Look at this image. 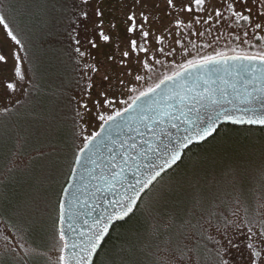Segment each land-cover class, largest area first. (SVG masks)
<instances>
[{
    "label": "rangeland",
    "instance_id": "rangeland-1",
    "mask_svg": "<svg viewBox=\"0 0 264 264\" xmlns=\"http://www.w3.org/2000/svg\"><path fill=\"white\" fill-rule=\"evenodd\" d=\"M258 2L247 0L246 6L237 5L252 9L249 23L234 22L230 12L218 20L214 9L225 11L224 0H205L198 18L196 12L180 11V5L192 0H174L175 9L168 7L167 0H45L43 7L39 0H0V13L24 44L23 48L17 46L0 24V56L5 57L0 61V162L7 159L11 142L20 151L37 147L36 156L30 159L14 152L3 176L9 177L15 189L23 187L27 176L34 180L30 184L36 189L34 195L37 193V206H31L37 213L34 225L47 217L53 228L58 195L73 166L74 151L82 145L83 136L100 128V109L93 102L102 92H109V98L116 101L114 107L121 110L126 105L120 101L153 87L158 77L179 70L186 58L199 60L216 53L260 54L264 51V16H256ZM133 13L135 23H144V30L149 32L146 40L141 39L139 28L135 33L128 31V17ZM142 15L148 17L146 23ZM177 19L183 23L177 25ZM257 20L260 29L254 27ZM101 30L112 36L110 42L98 40ZM157 37H163L162 43ZM132 39L149 52L145 56L139 51L138 57L121 63V53L129 50ZM141 60H147L148 65L142 66ZM136 75L144 79L136 81ZM10 83L14 89L7 87ZM133 88L137 91L131 92ZM242 132L222 139L188 171L163 174L144 199L145 216L148 212L151 217L165 216L164 226L151 227V222V229L146 226L147 231L141 227L129 233L128 239L134 244L129 247V257L123 246L118 253L114 251L108 263L205 264L195 253L197 246H203L198 243L203 239L192 225L184 232V225L193 220V208L201 214L200 229L215 253L210 264H264V135L250 131L247 139L251 141H246ZM24 136L29 137L25 143L20 140ZM14 206L17 220L23 221L19 198ZM215 210L222 211L218 218L211 215ZM181 235L187 250L171 245L156 250L157 244L177 242ZM54 240L45 251L36 250L46 255L45 264H60L63 244L60 238ZM34 251L20 231L0 217V255L7 252L18 257Z\"/></svg>",
    "mask_w": 264,
    "mask_h": 264
},
{
    "label": "snow or ice",
    "instance_id": "snow-or-ice-1",
    "mask_svg": "<svg viewBox=\"0 0 264 264\" xmlns=\"http://www.w3.org/2000/svg\"><path fill=\"white\" fill-rule=\"evenodd\" d=\"M204 3L205 0H192V3L180 5L179 8L180 11L188 13L196 12L198 18ZM167 4L169 8L177 7L174 0H167ZM237 5L246 6L247 0H224L225 11H221L220 8L214 9L215 17L218 20L223 19L226 12H230L234 22L242 20L252 23V9L249 7L237 8ZM245 11L247 14H244ZM84 15L87 17L88 14L84 13ZM97 15H101V13H97ZM256 16H264V0H259ZM128 19L131 22L128 31L135 33L139 28L141 39L146 40L149 32L144 30V23L139 25L135 23V13ZM141 19L146 23L148 17L142 15ZM208 19L211 20L212 16H209ZM181 23L183 22L177 19L176 24ZM0 24H3L8 30L7 34L15 44L23 48L22 40L8 25L6 17L2 13H0ZM254 27L260 29L262 25L257 20ZM244 36L247 37L248 33L244 32ZM98 40L108 43L112 40V36L101 30ZM157 40L162 43L163 37H157ZM76 42L79 44V40ZM93 46H96L95 42H93ZM128 49L121 53V63L131 56L138 57L139 51H142L145 56L149 52V49L141 47L136 39L128 42ZM163 51V48L159 49V52L163 53ZM76 52L80 53V49L77 48ZM16 59H20L19 53L16 54ZM2 60H5L4 56H0V61ZM229 60L260 62V66L254 67L251 63L242 64L234 74L227 73L228 79L218 76L216 80L200 78L188 82L185 78L189 69L196 68L199 71L200 68L208 67L216 62L227 64ZM140 63L145 67L148 65L147 60H141ZM155 63L161 62L156 61ZM161 66L163 65L161 64ZM178 69L172 71L171 75H164L162 79L158 77L159 82L155 83L154 87L140 91L139 95L130 100L120 101L126 105L122 110L114 107L116 101L109 98L110 93L106 90L100 94L99 99L93 102L94 107L100 109L97 112L100 131L82 137L83 143L75 149L72 164L85 168L88 167V164L95 166L90 170L95 193H114L117 185L120 186L125 193L123 196L125 202L122 203L121 200L109 201L113 207V213L117 209L122 216H127L132 212L139 193L156 181L166 168L175 164L181 158L180 149L186 148L187 144L192 142L191 135L177 136L175 140L171 139L172 134L169 129L179 132L181 125H185L184 131L188 132L189 129L186 125L192 124V120L189 118L192 112L198 113L201 107H206L209 104L220 105L221 101L229 95L247 103L264 97V51L258 55L245 54L228 57L223 53H216L203 56L199 60L186 58V62L179 65ZM143 79L144 77L140 75L135 76L136 81ZM168 81L172 82L171 87L166 83ZM120 83L122 84L123 81ZM7 87L14 89L15 85L10 83ZM136 91L135 88L131 89V92ZM228 103H232V101L229 100ZM85 107L87 106L85 105ZM105 111H108L107 115L104 114ZM219 115L217 119H219ZM222 115L226 120L232 119L227 111ZM237 122L242 123L243 120ZM247 123L264 125V116L249 119ZM213 130L214 128L210 127L200 131L193 129V132L200 139H204V136ZM81 154H83V160ZM85 160L88 162L87 164L84 163ZM157 169L159 170L157 171ZM75 171V168H71L72 173ZM129 174L135 183L129 181ZM59 207L63 213V203ZM114 218L119 217L109 214L107 217L95 221V231L89 235L87 245L81 248V252L86 255L78 256L81 264H87L88 259L104 238L108 230V223ZM61 219H63V215H61ZM59 238L63 242L61 249L63 252L68 249L63 231L59 233ZM59 260L60 264H68L64 255H61Z\"/></svg>",
    "mask_w": 264,
    "mask_h": 264
},
{
    "label": "trees",
    "instance_id": "trees-1",
    "mask_svg": "<svg viewBox=\"0 0 264 264\" xmlns=\"http://www.w3.org/2000/svg\"><path fill=\"white\" fill-rule=\"evenodd\" d=\"M39 2H40V7H43V5L45 4L44 3L45 0H39ZM58 80H60V75L58 76ZM250 131L259 135H264V126L222 124L213 136H211L202 143H196L190 146L185 151L182 160L172 169L167 171V174L178 175L188 171V169L193 168L196 165L198 159L200 161L201 157H203V155L214 149L222 139H227L229 136H232L236 132H242L243 137L247 139L250 136V134H248V132ZM28 138L29 137L25 138L24 136L20 140L21 141L23 140L25 143V141H27ZM246 141H251V140L247 139ZM246 141H244V143ZM7 143L9 144V142ZM242 145L244 146L245 144L242 143ZM8 151L9 152L7 159L3 162H0V168L4 167V169L0 172V189L3 190V192L1 191L0 193V201H1L0 217L5 221V223L10 228L15 229L16 231H20L24 239L33 246L35 251L31 254H27L24 256L19 255L18 257L11 253L5 252L0 255V264H28V263L37 264V257L40 258L39 260H41L39 264H45L46 255H44V252L42 254H37L36 250L40 249L45 251L46 249L50 248L51 245H53L55 238H59V232L57 227L58 212H57L56 222L54 221V225L52 229L48 225L47 217L44 219L42 223H37V225H34V222L37 220V213L33 212L31 206H33L35 201L37 202V193L34 195L36 189L30 187V184L34 183V180H31L30 179L31 177L24 175L27 177L25 178V183L23 187L15 189L13 185L11 186L12 182L11 181L8 182L9 177H6L5 179L3 177L5 175V172L7 171L6 167L10 168L9 159L14 152L17 151L19 155L29 157L28 159H30V157L36 156L37 147L32 146L27 150L20 151V149H17L16 143L11 142L8 145ZM68 176L66 178V181L68 179ZM63 186L58 195L57 210H58L59 199ZM145 195L146 194L143 195L140 203L138 204L136 210L133 212L132 215H130L127 219L123 221H119L113 225L100 251L98 252L93 264H109L108 261L110 260L114 251L116 250L118 253L119 249L123 246L125 247L123 251L128 258L130 255L129 247L134 245L132 241L128 239V236L130 235L129 233L135 230H140L141 227L142 228L144 227L143 228L144 231H147V227H150L149 224H151V222H152L151 227L154 224L157 225L159 224L164 226V223L166 222V220H164L165 216L161 217L160 215L153 214L151 217L150 212H148L147 215L145 216L146 205H147V200L144 199ZM18 198L20 199V202L23 203V208L21 211L23 216V221L17 220L18 214H16L14 209L15 207L14 203ZM34 206H37V204H34ZM218 212L219 211L215 210L213 213H211V215H213V217L215 218H218L217 216H221L222 211L219 213ZM205 213L209 215L208 212H203V214ZM191 215L193 216V220L191 221V223L189 221V224L184 225V232L185 230H187L188 226L192 225L195 228V230L199 234L198 237L203 239L204 241L199 240L198 243L202 244L203 246L200 247L197 246L196 247L197 251L194 250V246H192V248L195 251V253L200 257L203 263L210 264L215 257V253L213 252V247L208 237H206L202 232V230L200 229L199 219L201 217V214L197 212V209L192 208ZM155 228L156 227H154L152 231H155ZM185 233H183V237ZM183 237L181 235L180 239L174 243H168L167 241H165L164 243L161 244L159 242L160 244L156 245L157 246L156 250L159 248L163 249V247L171 245L174 248L180 247L181 250L185 251L187 250V248H185L186 246H183L182 243Z\"/></svg>",
    "mask_w": 264,
    "mask_h": 264
},
{
    "label": "water",
    "instance_id": "water-1",
    "mask_svg": "<svg viewBox=\"0 0 264 264\" xmlns=\"http://www.w3.org/2000/svg\"><path fill=\"white\" fill-rule=\"evenodd\" d=\"M243 55L245 54H226L228 57ZM249 63H251L254 67L260 66V62L253 61L229 60L227 64L216 62L212 65H209L208 67L200 68L199 71H197L196 68L189 69L185 78L188 82H192L193 80L200 78H210L212 80H216L218 76L228 79L229 76L227 73L234 74L235 71L240 69L242 64L247 65ZM166 83L170 87L172 86L171 81ZM229 100L232 101V103H228ZM225 111H227L232 116L231 120H226L224 118L222 113ZM218 114H220L219 119H217ZM261 116H264V97H259L254 102L247 103L232 95H229L223 99L220 105L209 104L206 107H201L198 113L192 112L189 117L192 120V124L186 125L189 129L188 132L184 131L185 125H181L179 132H177L175 129H169L172 134L171 139L175 140L177 136L182 137L191 135L192 142L188 143L186 148L180 149L181 158L177 160L176 163L171 167L166 168L164 172L161 173V176L182 160L185 151L190 146L196 143H202L213 136L222 124L264 126L255 123H247L249 119H256ZM239 120H243V122H237ZM210 127H213L214 130L205 135L204 139H200L193 132V129L200 131ZM98 131H100V128ZM81 156L83 160V154H81ZM84 163L87 164L88 162L85 160ZM157 163H159V161H157ZM94 167L95 166L91 164H88L87 168L73 165L72 168H75L76 171L74 173L70 171L68 179L63 186L60 195L57 227L59 233L63 231L64 240L68 244V249L62 252V255L66 257L68 264H81L78 256L86 255V253L81 252V248L87 245L89 235L92 231H95V221L101 219L102 217H107L109 214H113L119 218H114L108 223V230L105 233L104 238L100 241L96 251L87 261V264H93L113 225L119 221L127 219L130 215H132L140 203L143 195L161 177H158L156 181L149 185L148 188H145L143 191H141L139 193V198L136 200V203L133 207V211L127 216H122L119 212V209L113 213V207L109 201L121 200L122 203L125 202L123 200V196L125 195L124 191L119 185H117L114 193H95V188L93 187V181L90 175V170ZM158 170L159 169H157V171ZM129 181L131 183H135V181L131 179V174H129ZM93 193H95V195H93ZM61 203L64 205L63 213H61V209L59 207ZM61 215H63V219H61Z\"/></svg>",
    "mask_w": 264,
    "mask_h": 264
}]
</instances>
